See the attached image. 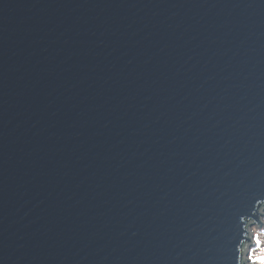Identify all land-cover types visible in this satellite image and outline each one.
<instances>
[{"label":"water","instance_id":"95a60500","mask_svg":"<svg viewBox=\"0 0 264 264\" xmlns=\"http://www.w3.org/2000/svg\"><path fill=\"white\" fill-rule=\"evenodd\" d=\"M263 206L264 0H0V264H246Z\"/></svg>","mask_w":264,"mask_h":264},{"label":"rangeland","instance_id":"374dc122","mask_svg":"<svg viewBox=\"0 0 264 264\" xmlns=\"http://www.w3.org/2000/svg\"><path fill=\"white\" fill-rule=\"evenodd\" d=\"M264 207V206H263ZM260 214L258 217L259 219V224H257L254 220H251L250 223L248 224L249 227H248V231L250 232V241L248 242V244H251L252 243V246L248 251V257H247V261H246V264H251V262L253 263V259L254 257H259L262 253V251H264V243H261V244H257L255 243L254 239L251 241L252 239V235L253 236H258V239L260 241H262L263 239V242H264V237L262 238V236H264V233H262V231H264V208H260L259 211H258ZM262 223V224H261ZM251 225V226H250Z\"/></svg>","mask_w":264,"mask_h":264},{"label":"snow or ice","instance_id":"6c2138e0","mask_svg":"<svg viewBox=\"0 0 264 264\" xmlns=\"http://www.w3.org/2000/svg\"><path fill=\"white\" fill-rule=\"evenodd\" d=\"M261 243H264V242H262L258 239L257 244H261ZM253 264H264V251H262V253L259 257H254Z\"/></svg>","mask_w":264,"mask_h":264},{"label":"trees","instance_id":"16d2710c","mask_svg":"<svg viewBox=\"0 0 264 264\" xmlns=\"http://www.w3.org/2000/svg\"><path fill=\"white\" fill-rule=\"evenodd\" d=\"M262 233H264V231H262ZM264 236H262V238H263ZM253 238L254 239H256V240H254L255 241V243H257V240H258V236L256 235V236H253ZM262 242H263V239H262ZM253 261V260H252ZM251 264H253L252 262H251Z\"/></svg>","mask_w":264,"mask_h":264},{"label":"clouds","instance_id":"9594fccd","mask_svg":"<svg viewBox=\"0 0 264 264\" xmlns=\"http://www.w3.org/2000/svg\"><path fill=\"white\" fill-rule=\"evenodd\" d=\"M252 240H253V238H252Z\"/></svg>","mask_w":264,"mask_h":264},{"label":"bare ground","instance_id":"6f19581e","mask_svg":"<svg viewBox=\"0 0 264 264\" xmlns=\"http://www.w3.org/2000/svg\"><path fill=\"white\" fill-rule=\"evenodd\" d=\"M247 245V244H246Z\"/></svg>","mask_w":264,"mask_h":264}]
</instances>
